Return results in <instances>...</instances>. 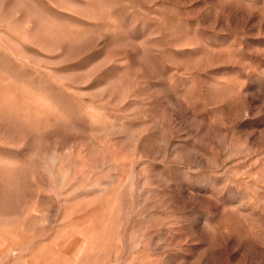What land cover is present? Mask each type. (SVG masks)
<instances>
[{
  "label": "rangeland",
  "instance_id": "1",
  "mask_svg": "<svg viewBox=\"0 0 264 264\" xmlns=\"http://www.w3.org/2000/svg\"><path fill=\"white\" fill-rule=\"evenodd\" d=\"M0 264H264V0H0Z\"/></svg>",
  "mask_w": 264,
  "mask_h": 264
},
{
  "label": "bare ground",
  "instance_id": "2",
  "mask_svg": "<svg viewBox=\"0 0 264 264\" xmlns=\"http://www.w3.org/2000/svg\"><path fill=\"white\" fill-rule=\"evenodd\" d=\"M3 79H1V81H2ZM4 81V80H3ZM52 115V114H51Z\"/></svg>",
  "mask_w": 264,
  "mask_h": 264
}]
</instances>
